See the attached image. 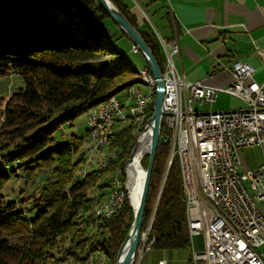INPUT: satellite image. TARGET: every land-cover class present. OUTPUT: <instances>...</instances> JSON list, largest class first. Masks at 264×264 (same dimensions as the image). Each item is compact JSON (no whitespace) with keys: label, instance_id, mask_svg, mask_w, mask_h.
Wrapping results in <instances>:
<instances>
[{"label":"trees","instance_id":"16d2710c","mask_svg":"<svg viewBox=\"0 0 264 264\" xmlns=\"http://www.w3.org/2000/svg\"><path fill=\"white\" fill-rule=\"evenodd\" d=\"M63 1L0 0V76L14 72L18 79L10 94L0 96V264H116L134 220L127 188L116 214L95 217L92 210L94 191L111 186L118 168L124 173L143 128H117L108 147L118 151L117 158L81 174L85 152L75 156L83 137L71 134L64 141L59 132L88 108L138 82L132 60L117 63L124 55L117 39L127 34L99 0H69L87 13L83 22L70 19ZM112 2L165 71L160 39L146 16L121 0ZM168 16L174 28L175 19ZM161 134H171L165 122ZM170 154L171 144L159 143L142 224L144 231L153 216L148 241L159 249L190 244L179 159L175 154L170 162ZM148 164L145 155L142 165ZM12 175L22 181L19 192L6 200L2 189ZM31 208L34 216L27 214Z\"/></svg>","mask_w":264,"mask_h":264},{"label":"built area","instance_id":"2783aa9c","mask_svg":"<svg viewBox=\"0 0 264 264\" xmlns=\"http://www.w3.org/2000/svg\"><path fill=\"white\" fill-rule=\"evenodd\" d=\"M162 43L167 49L165 71H162L165 81L163 122L171 130L170 157L176 154L179 159L193 246L191 264H264V216L259 205L264 201V164L239 171L241 148L260 145L264 150V86L254 77L256 68L241 59L222 62V67L233 78L227 87L190 82L176 70L168 45L163 39ZM170 46L173 52L179 50L176 40H172ZM131 50L140 52L136 45H132ZM143 69L151 77L156 91L157 80L151 69L148 65ZM219 92L238 97L246 105L240 109L208 112L195 109L196 102L214 101ZM138 94H142V103H146L147 96L141 88ZM113 121L111 106H103L101 115L92 119L89 129L98 130V122L108 123V136L100 137V143L111 138ZM147 141L150 146V140ZM125 176V183L124 175L119 180L123 188H128V171ZM121 194L123 203L124 189ZM122 203L113 206L112 198V215ZM152 219L146 229L147 236L143 231L140 238L143 249L153 247V240L148 241ZM200 234L203 243L196 248L193 240ZM165 262L161 260L162 264Z\"/></svg>","mask_w":264,"mask_h":264},{"label":"crops","instance_id":"0c3cea01","mask_svg":"<svg viewBox=\"0 0 264 264\" xmlns=\"http://www.w3.org/2000/svg\"><path fill=\"white\" fill-rule=\"evenodd\" d=\"M129 7L138 8L155 32L159 34L162 51L167 58L162 38H172L179 45L173 52L168 50L176 67L187 81L227 87L233 80L222 62L241 59L248 61L256 70L255 79L264 86V0H121ZM168 13L175 19L170 25ZM119 36V33L117 34ZM126 46H131L128 36L120 37ZM231 94L219 92L214 101H206L204 110H233L243 108L237 101H228ZM233 95H231L232 97ZM204 102V103H206ZM239 171L264 164V150L260 145L246 146L239 150ZM264 184V178H263ZM111 188V187H110ZM109 196V195H108ZM105 195L97 202L107 200ZM264 216V201H260ZM194 239L193 245L200 248ZM192 245L184 248H141L137 264H191Z\"/></svg>","mask_w":264,"mask_h":264},{"label":"bare ground","instance_id":"6f19581e","mask_svg":"<svg viewBox=\"0 0 264 264\" xmlns=\"http://www.w3.org/2000/svg\"><path fill=\"white\" fill-rule=\"evenodd\" d=\"M80 22V21H76ZM137 80L138 82L144 83L149 86V89L145 92L147 98L146 103H142V94H138V88L136 84H131L122 92L114 94V100L111 101V95L106 98L104 101L95 104L91 107V110L87 109L85 111L86 122L88 126V135L92 140V145L89 148V151L83 154L84 162L87 166H89L93 161L92 153L97 150H102L105 147H109L111 144L115 132L117 130L116 124L121 122H125L126 124L129 122V125L133 126L134 132H139L143 128V130L139 133L138 137H142L141 145L138 147L137 153L135 154L134 161L131 165L125 166V170L118 168L115 174L112 176L111 180V192L107 200L102 202H98L97 207L94 209L95 217H111L112 216V198H113V206H120L122 203V194L123 183L120 179L121 175H127V171L129 174L128 179V191L130 195L131 203L133 207H137L140 192L143 187V177H144V169L141 167L142 159L145 154L149 151V143L147 139H144L146 136L144 129L146 126V118L148 112L149 102L155 96L154 85L151 82V77L148 76L143 67H136ZM137 82V83H138ZM142 91V89H141ZM103 106H111L112 114H113V133L111 138H106L103 143H100V137L108 136V123L107 122H98V130L97 129H89L92 127V119L95 117H99L101 115V111L103 110ZM121 129V128H120ZM149 140V139H148ZM118 151L111 150V155L102 156V158L98 161L100 164L99 167H105L110 165L112 160L117 158ZM88 171V170H87Z\"/></svg>","mask_w":264,"mask_h":264},{"label":"water","instance_id":"95a60500","mask_svg":"<svg viewBox=\"0 0 264 264\" xmlns=\"http://www.w3.org/2000/svg\"><path fill=\"white\" fill-rule=\"evenodd\" d=\"M62 2V1H60ZM99 2L106 8L109 12L111 18L119 25L120 28L127 34V36L136 44L140 52L146 59L147 65L151 69L154 77L156 78V92L154 99V112L152 116L147 120L144 132L146 134V139L150 140V149L145 155H149V164L145 168L142 163L141 167L144 169L143 177V187L140 192V199L137 207L134 209V220L132 222L131 228L124 239L123 243L120 246V249L117 254L116 264H135L136 259L138 258V247L140 243V238L142 235V224L144 218V212L146 208V202L148 197V191L150 186L151 175L153 171L154 161L156 157V151L159 143L169 144L170 135L161 134V128L164 121L165 112L163 110V99L165 94V81L163 78V72L160 68V65L154 56L151 48L141 36L139 31L133 26V24L128 20L126 15L112 2V0H99ZM64 6L68 8V16L71 20L79 21L80 19L84 21L85 15H87L82 8L77 4L74 6L72 1L64 0ZM75 10V11H73ZM79 13L81 17H78L76 14ZM144 137V138H145ZM142 137H138L130 157L127 161V165H131L134 161L135 154L137 153L138 147L141 145ZM172 158L170 157V162ZM130 199V195H129ZM131 202V200H130ZM154 215V213H153ZM153 217V216H152Z\"/></svg>","mask_w":264,"mask_h":264},{"label":"rangeland","instance_id":"374dc122","mask_svg":"<svg viewBox=\"0 0 264 264\" xmlns=\"http://www.w3.org/2000/svg\"><path fill=\"white\" fill-rule=\"evenodd\" d=\"M53 1V0H51ZM73 5L75 6L76 3L73 2ZM75 11V10H73ZM109 13V12H108ZM78 17H81V15L79 13L76 14ZM77 21V20H76ZM80 22H83L81 19L79 20ZM119 26V25H118ZM153 26V25H152ZM154 27V26H153ZM159 36V34H158ZM129 38V37H128ZM121 39L118 38L117 41H120ZM130 40V44L132 45H136L132 42L131 39ZM124 51V55H122V57H118V61L117 63H121V62H129V61H133V63L136 65V67H143L147 64L145 57L143 56V54L141 52L139 53H134L131 50V46H126L125 44H123L122 42H118ZM137 46V45H136ZM138 47V46H137ZM18 82L17 77L15 76L14 72H11L10 74L4 75V76H0V96L5 97L8 94H10L11 90L16 88V84ZM137 86H139L143 92H146L149 89V86L138 82L136 83ZM126 91L124 90V93ZM228 101H237L238 103L242 104L241 102H243V105L245 106L246 103L244 101H242L241 99H239L238 97L235 96H228ZM241 101V102H240ZM209 108V104L208 102L206 103H199L196 102L195 103V109L198 111H204L207 110ZM129 124V122L126 124L125 122H119L116 124V128H125L127 127ZM59 132H63L64 133V141L70 139V135L71 134H75L76 136H82L84 139V145L82 146V149L80 150V152L75 156L76 159H78L81 155L82 152H87L89 151L90 146L92 145V140L90 138V136L88 135V126H87V122H86V116L85 113H81L80 115L77 116V118H75L72 121L66 122L62 129L59 130ZM111 155V151L109 150L108 147L103 148L102 150H97L95 152L92 153L93 156V161L90 162L91 164L89 166H87L85 163L82 164L79 173L81 174V172L83 171H87V170H91L93 168H104V167H99V165H97L98 161L102 158V156H109ZM171 155V154H170ZM100 164V162L98 163ZM22 181V178H18L14 175L11 176V178H9L6 183L4 188L2 189V192L4 194H7V196H5V199L8 200L9 196H13L16 195L19 192V187H20V182ZM110 186L108 187H104L101 190H97L94 191L95 195L98 198H102L104 195L107 197L108 195H110L111 192ZM128 189V188H127ZM161 191V189H160ZM129 192V191H128ZM109 197V196H108ZM108 199V198H107ZM97 200L95 199L94 204H93V210L92 212H94V209L97 207ZM27 214L29 216H34L36 214V208H31L27 210ZM145 234L147 232V230H144ZM143 233V230H142ZM144 234V233H143ZM147 236V234H146ZM194 239L197 241V243L199 242L200 247L202 246L203 243V235H197L194 237ZM143 241L141 240L139 243V247H138V255H139V249L142 247V243ZM138 262V258L136 259L135 264H137Z\"/></svg>","mask_w":264,"mask_h":264}]
</instances>
